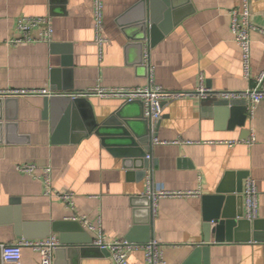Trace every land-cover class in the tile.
<instances>
[{
    "label": "crops",
    "instance_id": "crops-1",
    "mask_svg": "<svg viewBox=\"0 0 264 264\" xmlns=\"http://www.w3.org/2000/svg\"><path fill=\"white\" fill-rule=\"evenodd\" d=\"M100 1L101 47L95 43L92 0H0V88L46 90L67 98L97 89L143 88L148 84L141 64L144 46L154 84L169 92L200 86L242 92L264 71V35L250 32V77L243 76L228 14L241 0ZM249 8L251 24L264 31V0H249ZM22 17H50V43H8L17 37L15 24ZM151 17L162 35L153 45ZM84 99L81 108L68 109L65 102L51 103L43 96L15 98L6 106L0 100V245L53 235L84 244L69 252L59 247L53 264H109L91 244L100 228L106 242L156 240L166 264H205L199 249L205 246L206 264H264V99L251 122L240 101H170L163 104L153 134L139 104L95 94ZM112 117L142 139L139 145L149 160L125 161L117 155L123 147L116 124L108 125L110 145L87 134L90 119L102 125ZM251 134L252 146L217 144ZM152 138L167 143L156 145ZM26 163L49 166L54 190L73 193V207L45 197L39 180L16 171ZM147 176L154 190L201 196L161 198L152 213L145 197ZM247 178L258 192L257 217L250 221L242 193ZM218 192L228 193L227 215L242 212L244 223L231 242L215 243L211 235L205 243L202 197ZM82 217L92 230L79 221ZM21 253L20 264H40L38 253L29 248ZM127 262L145 264L144 253H130Z\"/></svg>",
    "mask_w": 264,
    "mask_h": 264
},
{
    "label": "built area",
    "instance_id": "built-area-1",
    "mask_svg": "<svg viewBox=\"0 0 264 264\" xmlns=\"http://www.w3.org/2000/svg\"><path fill=\"white\" fill-rule=\"evenodd\" d=\"M92 14L94 21L95 43L101 47L105 43L102 37V4L100 0H92ZM230 26L229 30L233 37V41L241 51L242 72L245 79L250 77V56H251V40L250 32H261L257 27L250 22L251 13L249 8V0H241L239 6L229 10ZM15 31L17 37L9 40L12 45L19 44H34L47 43L51 41L53 28L50 17H22L16 21ZM141 64L146 69L148 84L143 88H135L131 90L105 91L97 89L81 94L70 95L69 98L75 99L86 97L91 94L98 95L103 98L117 97L121 98L124 103L138 101L143 107V116L148 122V130L151 134L154 132L155 125L162 117L163 104L178 100L183 97H191L199 100L220 99L225 102H243L246 118L249 122L253 120L254 112L259 103L264 99V71L257 77L253 87L242 92H213L209 89L200 86L193 92H169L163 90L154 84V70L149 64V47L144 46L142 49ZM23 96H55L46 90L38 91H23L10 90L0 88V99L19 98ZM153 144H166L167 142L158 141L152 138ZM178 143V142H175ZM246 144L252 146L255 143L253 134L246 140L224 141L217 144H223L227 147H232L237 144ZM149 160V156H146ZM20 174L27 175L31 178L39 180L43 184V195L48 198L56 199L66 205L68 208L73 207L74 194L71 192H57L52 184V172L49 166H37L36 164L26 163L19 164L15 167ZM145 197L149 201L152 213L156 211L157 202L161 198L175 197H200V192H169L162 190H154L152 181L149 176L145 178ZM243 200L245 208V218L254 220L257 217L258 209V192L255 182L247 178L243 188ZM79 221L88 226L85 218H80ZM90 228V226H88ZM92 230V228H90ZM97 237L92 241V246L104 250L109 254V264H127L128 255L135 251L144 253L145 264H166L163 251L160 244L156 240H149L146 243H136L128 241L125 238L113 242L104 240L100 228L97 230ZM60 247L59 240L50 235L39 240L21 239L16 243L1 244V261L2 264H20L22 248H29L40 256V264H53L54 252Z\"/></svg>",
    "mask_w": 264,
    "mask_h": 264
},
{
    "label": "water",
    "instance_id": "water-1",
    "mask_svg": "<svg viewBox=\"0 0 264 264\" xmlns=\"http://www.w3.org/2000/svg\"><path fill=\"white\" fill-rule=\"evenodd\" d=\"M143 26L146 32V26H147L146 22L143 23ZM149 26H150L149 32L151 34V41H152L151 45H153L162 37V35L158 33L157 25L153 17H151L149 20ZM48 98L51 101V103L55 101L65 102L67 109L70 107L81 108L83 104L87 103L84 97L69 99L65 96H51ZM14 99L15 98L5 99L3 101L4 106H6L7 103L11 102ZM208 101L209 100H206L204 102H208ZM134 103H137L142 107V104L138 101L124 103V104H134ZM142 119L145 122L146 129L148 131V122L144 117H142ZM112 123L117 125L116 133L121 135L118 137L117 141L119 142L118 144L123 147V149L117 152V155L123 157L125 161L141 162V160H144L147 154L145 148H140L139 141H142V139L139 140L140 139L139 137L131 135V133L122 124L116 122V119L114 117L110 118V120H108L102 125H97L93 118L90 119L89 127L87 129V134H91L93 132L101 137L103 144L110 145V143H108L109 140L105 136L109 135L108 125ZM143 139H145V137ZM139 168L142 169L143 166L142 167L140 166ZM228 200L229 198L227 192H218L214 196L202 197L203 218L205 220V243L209 242V237L211 235H213L215 243L231 242L233 239L234 230L236 228L241 227L242 224L244 223L242 212H239L238 214H235L233 216L227 215L228 213L226 211V206L228 205L227 204ZM125 239L128 241H133L129 237ZM149 239L150 238H147L145 240L138 241L137 243H146L149 241ZM59 244L60 247L62 248H68L67 252L77 247H84V244L66 243L61 239L59 240ZM94 249L98 252L99 255L109 257V254L106 251L100 250L96 247H94ZM199 249L201 253H203L204 262L206 264L207 258L206 255L204 254L207 252L208 247L205 246L203 249L202 248ZM263 256H264V244H263Z\"/></svg>",
    "mask_w": 264,
    "mask_h": 264
}]
</instances>
